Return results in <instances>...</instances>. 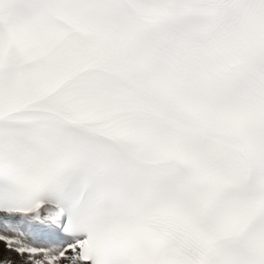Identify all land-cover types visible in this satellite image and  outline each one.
<instances>
[{
    "label": "snow or ice",
    "instance_id": "obj_1",
    "mask_svg": "<svg viewBox=\"0 0 264 264\" xmlns=\"http://www.w3.org/2000/svg\"><path fill=\"white\" fill-rule=\"evenodd\" d=\"M0 264H264V0H0Z\"/></svg>",
    "mask_w": 264,
    "mask_h": 264
},
{
    "label": "bare ground",
    "instance_id": "obj_2",
    "mask_svg": "<svg viewBox=\"0 0 264 264\" xmlns=\"http://www.w3.org/2000/svg\"><path fill=\"white\" fill-rule=\"evenodd\" d=\"M3 246L2 245H0V248H2Z\"/></svg>",
    "mask_w": 264,
    "mask_h": 264
}]
</instances>
